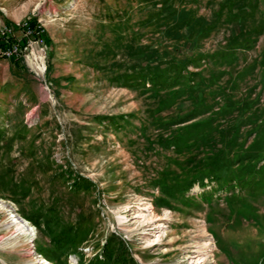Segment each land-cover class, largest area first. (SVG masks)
<instances>
[{"label":"rangeland","instance_id":"1","mask_svg":"<svg viewBox=\"0 0 264 264\" xmlns=\"http://www.w3.org/2000/svg\"><path fill=\"white\" fill-rule=\"evenodd\" d=\"M27 18L0 37V264H264V0H0Z\"/></svg>","mask_w":264,"mask_h":264},{"label":"trees","instance_id":"2","mask_svg":"<svg viewBox=\"0 0 264 264\" xmlns=\"http://www.w3.org/2000/svg\"><path fill=\"white\" fill-rule=\"evenodd\" d=\"M5 23H6V25H9L11 27L10 28L11 29L10 30L11 32H10V34H9L8 37H9V40L10 39L12 40L15 37L14 34L17 33L16 30L19 31L18 29L21 30L22 28H21L20 25H18V26H12L8 22H5ZM26 23L28 24L29 27L36 26V21H35L34 18H27ZM20 33L22 34V32H20ZM22 39H23V37H22ZM104 248H105V250H104L105 252L103 254L106 257V261H109V260H111L112 257L114 258V257L117 256V258L119 257V260L118 261L120 262V264H128L130 262L123 255L125 249H124V246L122 245V243L120 241H118L117 246L115 248V251H113V249L110 246H108L107 242H106ZM119 254H121V255H119Z\"/></svg>","mask_w":264,"mask_h":264},{"label":"bare ground","instance_id":"3","mask_svg":"<svg viewBox=\"0 0 264 264\" xmlns=\"http://www.w3.org/2000/svg\"><path fill=\"white\" fill-rule=\"evenodd\" d=\"M145 208H142V209H145ZM9 223L12 225H15V229H14V231L16 232L15 235L27 236V238L29 239L33 237L34 228L30 226L29 222H27L26 220H22L21 218L17 216L11 215V221ZM28 253H35V251L33 250V248H30V250H28ZM39 264H49V262L43 259L39 261Z\"/></svg>","mask_w":264,"mask_h":264},{"label":"built area","instance_id":"4","mask_svg":"<svg viewBox=\"0 0 264 264\" xmlns=\"http://www.w3.org/2000/svg\"><path fill=\"white\" fill-rule=\"evenodd\" d=\"M20 26L21 28H25L27 29L28 27V24L26 23V21L24 20L23 22L20 23ZM28 31V30H27ZM25 32V34H28V32ZM10 34V29L6 26H1L0 27V37H4L5 39L8 38V35ZM7 41V40H6ZM10 46V45H9ZM9 46H3V47H0V59L1 58H7L9 57L10 55H15L17 54V46L16 45H13L11 47Z\"/></svg>","mask_w":264,"mask_h":264}]
</instances>
